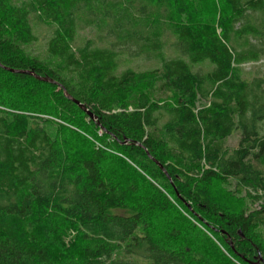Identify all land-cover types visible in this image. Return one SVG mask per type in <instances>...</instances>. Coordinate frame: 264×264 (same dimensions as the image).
Here are the masks:
<instances>
[{"label": "trees", "instance_id": "16d2710c", "mask_svg": "<svg viewBox=\"0 0 264 264\" xmlns=\"http://www.w3.org/2000/svg\"><path fill=\"white\" fill-rule=\"evenodd\" d=\"M200 3L0 0V264L264 259V0Z\"/></svg>", "mask_w": 264, "mask_h": 264}, {"label": "rangeland", "instance_id": "374dc122", "mask_svg": "<svg viewBox=\"0 0 264 264\" xmlns=\"http://www.w3.org/2000/svg\"><path fill=\"white\" fill-rule=\"evenodd\" d=\"M215 0H201L200 3V7L203 9H206V12L212 11L213 7H214V3ZM52 33V30L50 29V27L46 24L39 26L36 29V34L39 38V41L36 45H34L32 47V52L34 54H39L41 52H43L45 50V46H46V42L48 41V39L50 38ZM96 34L97 32L91 29H86L84 31H81L79 34V40L77 42V45H82L84 44L87 40H91V39H96ZM165 42H166V48H165V52L168 56L173 55L175 56V52L173 45L175 44V39L169 37V35H166L165 37ZM133 68L136 71H147V70H153L159 67L158 63L155 60H138L136 62H134L133 64ZM242 68L245 71V75L246 77H253V76H263L264 75V60H261L259 62H249L246 63L244 65H242ZM121 69H124V67H122ZM195 70H202V72H205L208 70L207 67H203L202 69L200 67L196 68ZM51 132H54V130L52 129ZM239 135L236 134L234 137H231L229 139H227L224 142V147L225 148H231L234 149L238 146L239 143ZM262 170H264V166L262 165H258ZM234 184L231 186L233 187ZM247 205L249 207V209L251 210H255L259 208V204L258 203H251L250 201H247ZM261 230L264 232V227L261 228Z\"/></svg>", "mask_w": 264, "mask_h": 264}, {"label": "water", "instance_id": "95a60500", "mask_svg": "<svg viewBox=\"0 0 264 264\" xmlns=\"http://www.w3.org/2000/svg\"><path fill=\"white\" fill-rule=\"evenodd\" d=\"M12 72L16 73L17 71L11 70ZM18 73H25V74H29L32 75L34 77H36L37 79L41 80V81H45V82H50L47 78H41V77H37L36 75H34L32 72H18ZM77 105H79L82 109H84V106H82L79 102L74 101ZM148 156L150 157V155L148 154ZM157 165L160 166V168L162 170H164V168L154 159H152ZM253 264H264V259L260 258V260L258 262H255Z\"/></svg>", "mask_w": 264, "mask_h": 264}]
</instances>
